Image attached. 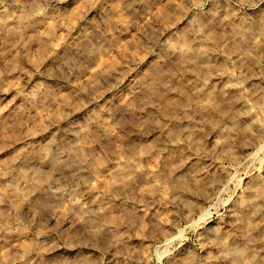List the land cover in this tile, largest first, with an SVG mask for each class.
<instances>
[{"label":"rangeland","instance_id":"obj_1","mask_svg":"<svg viewBox=\"0 0 264 264\" xmlns=\"http://www.w3.org/2000/svg\"><path fill=\"white\" fill-rule=\"evenodd\" d=\"M238 262L264 264V0H0V264Z\"/></svg>","mask_w":264,"mask_h":264},{"label":"bare ground","instance_id":"obj_2","mask_svg":"<svg viewBox=\"0 0 264 264\" xmlns=\"http://www.w3.org/2000/svg\"><path fill=\"white\" fill-rule=\"evenodd\" d=\"M185 42V41H184ZM184 44V43H183ZM180 45V44H179ZM177 47V46H176ZM174 48V47H173ZM176 49H178V48H176ZM179 49L181 50L180 52L181 53H184V54H190L191 53V50L189 49V47L187 46V47H183V46H180L179 47ZM198 52V51H197ZM201 53V52H200ZM179 54V53H178ZM196 54V53H195ZM197 55V54H196ZM195 57V56H194ZM197 58V60H198V57H196ZM188 60H189V58H187ZM193 59V58H192ZM199 61V60H198ZM199 63V62H198ZM208 94H210V93H208ZM210 97V96H209ZM214 97V96H213ZM210 98V101H212V103L214 104L213 106L214 107H216L215 106V99L214 98ZM209 101V102H210ZM217 102V101H216ZM209 104V103H208ZM210 105V104H209ZM81 153V152H80ZM57 154V153H56ZM42 155H43V158H44V162L46 163L45 165H49L50 167H53V166H55V164H56V161H57V157H56V155L54 154V153H52L51 152V150L48 148V147H45L44 149H43V151H42ZM28 174V173H27ZM35 175H36V177H40L39 176V172L38 171H35ZM22 178L24 179V180H26V181H28V176L26 175V173H22ZM39 179V178H38ZM29 183V182H28ZM31 184V183H30ZM32 185V184H31ZM31 185H29V186H31ZM19 188V187H18ZM18 188L17 187H12L11 189H9V190H11V192L12 193H14V194H18V192H19V190H18ZM29 188V187H28ZM31 188V187H30ZM10 192V191H9ZM256 192V191H255ZM246 226V225H245ZM248 230V229H247ZM248 232V231H247ZM246 249V248H245ZM233 251V250H232ZM234 252V251H233ZM244 248H241L240 250H237V251H235L234 252V260H238L239 259V257L240 256H243L242 254H244ZM231 254H233L232 252H230ZM242 259V258H241ZM240 259V260H241ZM239 261V260H238ZM242 261V260H241ZM240 261V262H241ZM244 262V261H243ZM235 263V262H234ZM237 264H239V262L237 263ZM240 264H243V263H240Z\"/></svg>","mask_w":264,"mask_h":264}]
</instances>
